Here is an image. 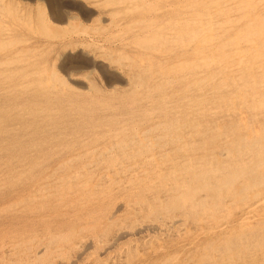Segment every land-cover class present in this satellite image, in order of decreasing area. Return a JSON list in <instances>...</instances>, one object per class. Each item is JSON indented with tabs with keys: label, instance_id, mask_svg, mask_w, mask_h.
<instances>
[{
	"label": "rangeland",
	"instance_id": "obj_1",
	"mask_svg": "<svg viewBox=\"0 0 264 264\" xmlns=\"http://www.w3.org/2000/svg\"><path fill=\"white\" fill-rule=\"evenodd\" d=\"M0 28V264H264V0H0Z\"/></svg>",
	"mask_w": 264,
	"mask_h": 264
},
{
	"label": "bare ground",
	"instance_id": "obj_2",
	"mask_svg": "<svg viewBox=\"0 0 264 264\" xmlns=\"http://www.w3.org/2000/svg\"><path fill=\"white\" fill-rule=\"evenodd\" d=\"M78 5V4H77ZM194 5V4H193ZM197 5V4H196ZM259 6V5H258ZM137 8V7H136ZM133 13V12H132ZM246 13V12H245ZM244 13V14H245ZM261 15V14H260ZM195 19V18H194ZM246 22V21H245ZM253 23V22H252ZM134 24V23H133ZM250 25V24H249ZM206 27V26H205ZM1 29V28H0ZM260 30V29H259ZM149 32V31H148ZM4 40V39H3ZM2 40V41H3ZM23 40V39H22ZM162 40V39H161ZM152 45V44H151ZM157 45V44H156ZM161 49V48H160ZM183 51H185V50H183ZM167 52V51H166ZM167 54V53H166ZM3 56V55H2ZM216 56V55H215ZM214 57V56H213ZM173 59V58H172ZM210 60V59H209ZM161 62V61H160ZM233 63V62H232ZM196 64V63H195ZM224 64V63H223ZM244 65V64H243ZM153 68V67H152ZM163 69V68H162ZM173 71V70H172ZM46 73V72H45ZM114 75V74H113ZM160 75V74H159ZM196 75V74H195ZM162 76V75H161ZM202 76V75H201ZM235 76V75H234ZM149 77V76H148ZM163 78V77H162ZM172 78V77H171ZM194 78V77H193ZM230 78V77H229ZM236 78V77H235ZM164 79V78H163ZM216 79V78H215ZM169 80V79H168ZM32 81V80H31ZM35 81H36V79H35ZM236 81V80H235ZM154 82V81H153ZM161 82V81H160ZM195 82V81H194ZM202 82V81H201ZM35 83V82H34ZM46 83V82H45ZM50 83V82H49ZM162 83V82H161ZM159 84V83H158ZM166 84V83H165ZM239 84V83H238ZM31 85V84H30ZM51 85V84H50ZM240 85V84H239ZM27 86H28V84H27ZM150 86V85H149ZM190 86V85H189ZM223 86V85H222ZM232 86V85H231ZM48 88V87H47ZM165 88V87H164ZM215 88V87H214ZM168 89V88H167ZM221 89V88H220ZM143 90V89H142ZM158 90V89H157ZM244 90V89H243ZM136 91V90H135ZM20 93V92H19ZM23 93V92H22ZM158 93V92H157ZM170 93V92H169ZM55 94V93H54ZM144 94V93H143ZM159 94V93H158ZM161 94V93H160ZM195 95V94H194ZM140 96V95H139ZM131 97V96H130ZM134 97H136V96H134ZM233 97V96H232ZM248 97V96H247ZM16 98V97H15ZM168 98V97H167ZM193 98V97H192ZM235 98V97H234ZM233 99V98H232ZM46 100V99H45ZM70 100V99H69ZM132 100V99H131ZM255 100V99H254ZM9 101V100H8ZM135 101V100H134ZM216 101V100H215ZM234 101V100H233ZM242 101V100H241ZM256 101V100H255ZM58 102V101H57ZM53 103V102H52ZM91 103V102H90ZM130 103V102H129ZM134 103V102H133ZM133 103H132V105H133ZM217 103V102H216ZM2 104V103H1ZM29 104V103H28ZM33 104L35 105L36 103H34L33 102ZM60 104V103H59ZM214 104V103H213ZM142 105V104H141ZM191 105V104H190ZM216 105V104H215ZM256 105V104H255ZM6 106V105H5ZM8 106V105H7ZM30 106V105H29ZM85 106V105H84ZM108 106V105H107ZM128 106V105H127ZM155 106V105H154ZM244 106V105H243ZM3 107H4V105H3ZM64 107V106H63ZM67 107V106H66ZM8 108V107H7ZM85 108V107H84ZM132 108V107H131ZM234 108V107H233ZM243 108V107H242ZM4 109V108H3ZM6 109V108H5ZM65 109H67V108H65ZM136 109V108H135ZM138 109V108H137ZM7 110H9V109H6L5 110V112L7 111ZM11 110V109H10ZM88 110V109H87ZM115 110V109H114ZM125 110H129V108H126ZM263 110V109H262ZM12 111V110H11ZM196 111V110H195ZM237 111V110H236ZM4 112V111H3ZM228 112V111H227ZM1 113V112H0ZM236 113V112H235ZM214 114V113H213ZM233 114V113H232ZM2 115V114H1ZM0 115V116H1ZM4 115V114H3ZM19 115V114H18ZM5 116V115H4ZM9 116V115H8ZM99 116V115H98ZM175 116V115H174ZM197 116V115H196ZM244 116V115H243ZM3 117V116H2ZM20 117V116H19ZM101 117V116H100ZM185 117V116H184ZM5 118V117H4ZM17 118H18V116H17ZM30 118V117H29ZM148 118V117H147ZM2 118H0V120H1ZM91 119V118H90ZM130 119V118H129ZM148 120V119H147ZM138 121V120H137ZM1 122V121H0ZM3 122H6V120L5 121H3ZM90 122V121H89ZM2 123V122H1ZM103 123V122H102ZM30 125V124H29ZM2 125H0V127H1ZM37 126V125H36ZM3 127V126H2ZM4 127H5V125H4ZM153 127V126H152ZM255 127V126H254ZM30 128V127H29ZM138 128V127H137ZM27 129V128H26ZM37 129V128H36ZM166 129V128H165ZM38 130V129H37ZM251 130V129H250ZM30 132V131H29ZM137 132V131H136ZM127 133V132H126ZM148 133V132H147ZM30 134V133H29ZM120 134V133H119ZM140 134V133H139ZM252 134V133H251ZM36 135H37V133H36ZM126 136V135H125ZM128 138V137H127ZM126 139V138H125ZM15 140H17V139H15ZM262 140V139H261ZM32 141V140H31ZM108 141V140H107ZM125 143V142H124ZM146 143V142H145ZM186 143V142H185ZM33 144H34V142H33ZM37 144H39V143H37ZM112 144V143H111ZM193 144V143H192ZM12 145V144H11ZM11 145H10V147H11ZM165 145V144H164ZM148 146V145H147ZM246 146V145H245ZM9 147V146H8ZM13 148V147H12ZM11 148V149H12ZM32 148V147H31ZM122 148V147H121ZM135 148V147H134ZM156 148V147H155ZM165 148V147H164ZM243 148V147H242ZM245 148V147H244ZM160 149V148H159ZM1 150V149H0ZM115 151V150H114ZM9 152V151H8ZM22 152H23V150H22ZM111 152V151H110ZM204 152V151H203ZM242 152H244L243 150H242ZM252 152V151H251ZM260 153V152H259ZM112 154V153H111ZM240 154V153H239ZM238 154V155H239ZM138 155V154H137ZM215 155V154H214ZM165 156V155H164ZM260 156V155H259ZM112 157V156H111ZM214 157V156H213ZM110 158V157H109ZM120 158V157H119ZM261 158V157H260ZM250 159V158H249ZM108 160V159H107ZM149 160V159H148ZM247 161V160H246ZM249 162V161H248ZM126 163V162H125ZM173 163V162H172ZM245 163V162H244ZM166 164V163H165ZM174 164H175V162H174ZM259 164V163H258ZM217 165V164H216ZM215 165V166H216ZM255 165V164H254ZM167 167V166H166ZM192 167V166H191ZM245 167V166H244ZM144 168V167H143ZM181 168V167H180ZM255 168V167H254ZM10 169V168H9ZM118 169V168H117ZM242 169V168H241ZM139 170H141V169H139ZM148 170V169H147ZM240 170V169H239ZM244 170V169H243ZM150 171V170H149ZM148 171V172H149ZM164 171V170H163ZM173 171V170H172ZM228 171V170H227ZM235 171V170H234ZM236 171H237V169H236ZM10 172H11V170H10ZM155 172V171H154ZM232 172V171H231ZM248 172V171H247ZM246 172V173H247ZM158 173V172H157ZM77 174V173H76ZM151 174V173H150ZM159 174V173H158ZM232 174V173H231ZM252 174V173H251ZM161 175V174H160ZM211 175V174H210ZM219 175V174H218ZM252 176V175H251ZM162 177V176H161ZM225 177V176H224ZM137 178V177H136ZM144 178V177H143ZM175 178V177H174ZM235 178H236V176H235ZM238 178V177H237ZM114 179V178H113ZM215 179V178H214ZM137 180V179H136ZM156 180V179H155ZM219 180V179H218ZM263 180V179H262ZM227 181V180H226ZM245 181V180H244ZM254 181V180H253ZM186 182V181H185ZM214 182V181H213ZM18 183V182H17ZM248 183V182H247ZM10 184V183H9ZM87 184V183H86ZM91 184V183H90ZM236 184V183H235ZM157 185V184H156ZM160 185H162V183L160 184ZM180 185V184H179ZM226 185V184H225ZM188 186V185H187ZM228 186H230V185H228ZM227 186V187H228ZM241 186V185H240ZM133 187V186H132ZM226 187V186H225ZM9 188V187H8ZM144 188V187H143ZM150 188V187H149ZM186 188V187H185ZM179 189V188H178ZM180 191V190H179ZM202 191V190H201ZM204 191V190H203ZM162 192V191H161ZM166 192V191H165ZM232 192V191H231ZM237 192V191H236ZM67 193V192H66ZM185 193V192H184ZM255 193V192H254ZM121 194V193H120ZM134 194V193H133ZM189 194V193H188ZM195 194H197V193H195ZM232 195V194H231ZM106 196V195H105ZM215 196H216V194H215ZM162 197V196H161ZM212 197H214V196H212ZM218 197V196H217ZM186 198V197H185ZM194 198V197H193ZM201 198H203V197H201ZM200 198V199H201ZM227 198V197H226ZM234 198V197H233ZM243 198V197H242ZM21 199V198H20ZM156 199V198H155ZM173 199V198H172ZM231 199V198H230ZM170 200V199H169ZM185 200H187V199H185ZM189 200V199H188ZM223 200V199H222ZM221 200V201H222ZM226 200V199H225ZM247 201V200H246ZM181 202V201H180ZM188 202V201H187ZM162 203V202H161ZM193 203V202H192ZM219 203V202H218ZM235 203V202H234ZM251 203V202H250ZM191 204V203H190ZM216 204V203H215ZM200 205V204H199ZM217 205V204H216ZM219 205V204H218ZM217 205V206H218ZM261 205V204H260ZM181 206V205H180ZM197 206V205H196ZM205 206V205H204ZM211 206V205H210ZM237 206H239V205H237ZM247 206V205H246ZM169 207V206H168ZM214 207H215V205H214ZM203 208V207H202ZM206 208V207H205ZM225 208V207H224ZM245 208V207H244ZM243 208V209H244ZM187 209V208H186ZM210 209V208H209ZM238 209V208H237ZM253 209V208H252ZM170 210V209H169ZM196 210V209H195ZM234 210V209H233ZM241 210V209H240ZM193 211V210H192ZM188 212H189V210H188ZM228 212V211H227ZM219 216V215H218ZM262 218V217H261ZM224 219V218H223ZM216 221H217V219H216ZM249 231V230H248ZM247 244V243H246ZM243 247V246H242ZM217 249V248H216ZM243 249V248H242ZM214 250V249H213ZM240 250V249H239ZM247 252V251H246ZM236 253H237V251H236ZM243 253V252H242ZM246 255V254H245ZM243 258V257H242ZM255 260V259H254Z\"/></svg>",
	"mask_w": 264,
	"mask_h": 264
}]
</instances>
